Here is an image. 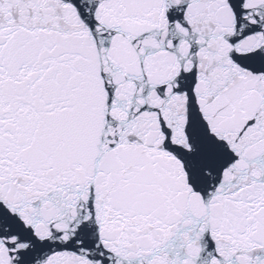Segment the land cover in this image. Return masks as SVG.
I'll return each mask as SVG.
<instances>
[{"label": "snow or ice", "instance_id": "snow-or-ice-1", "mask_svg": "<svg viewBox=\"0 0 264 264\" xmlns=\"http://www.w3.org/2000/svg\"><path fill=\"white\" fill-rule=\"evenodd\" d=\"M0 264H264V0H0Z\"/></svg>", "mask_w": 264, "mask_h": 264}]
</instances>
